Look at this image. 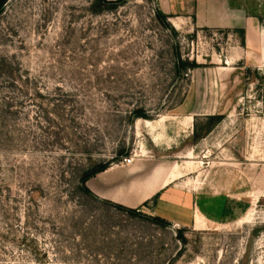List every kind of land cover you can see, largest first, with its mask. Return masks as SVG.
<instances>
[{"label": "rangeland", "instance_id": "1", "mask_svg": "<svg viewBox=\"0 0 264 264\" xmlns=\"http://www.w3.org/2000/svg\"><path fill=\"white\" fill-rule=\"evenodd\" d=\"M241 38L163 17L156 0H8L0 264H264V62ZM142 156L195 183L213 223L89 188L92 171Z\"/></svg>", "mask_w": 264, "mask_h": 264}, {"label": "crops", "instance_id": "2", "mask_svg": "<svg viewBox=\"0 0 264 264\" xmlns=\"http://www.w3.org/2000/svg\"><path fill=\"white\" fill-rule=\"evenodd\" d=\"M156 1L163 14L196 28L244 31L245 41L240 47L245 54L255 51L257 63L264 62V0ZM161 136L165 140L171 138L166 131ZM181 178L170 161L142 156L130 166L117 164L96 174L90 180L89 188L102 200L132 209L156 199L155 209L170 222L193 229L209 227L213 222L201 212L197 185H178ZM206 205L208 211L211 207L208 197H205Z\"/></svg>", "mask_w": 264, "mask_h": 264}, {"label": "trees", "instance_id": "3", "mask_svg": "<svg viewBox=\"0 0 264 264\" xmlns=\"http://www.w3.org/2000/svg\"><path fill=\"white\" fill-rule=\"evenodd\" d=\"M7 1H8V0H0V11L3 10V8H4L5 4L7 3ZM159 13H160V15H162L163 17H168L167 15L163 14L161 11H159ZM239 32L241 33V36H242V38H241V40H242V41H241V44H242V46H243V45H244V41H245V32H244V31H239ZM209 119H213V120H218V121H220L221 117H220V116H210ZM218 121H217V122H218ZM217 122H216V123H217ZM207 132L210 133V129H208ZM207 132H206V133H207ZM208 133H207V134H208ZM108 168H109L108 166H102V167H100V168H98V169L92 171V172L90 173V175H88V176H89V178H90L91 176L96 175V174H98V173H100V172H103V171H105V170L108 169ZM145 204H146V203H145ZM145 204H144V205H145ZM118 206H120V205H118ZM120 207H122V206H120Z\"/></svg>", "mask_w": 264, "mask_h": 264}, {"label": "built area", "instance_id": "4", "mask_svg": "<svg viewBox=\"0 0 264 264\" xmlns=\"http://www.w3.org/2000/svg\"><path fill=\"white\" fill-rule=\"evenodd\" d=\"M135 162L134 157H125L123 160L120 162L121 166H130Z\"/></svg>", "mask_w": 264, "mask_h": 264}]
</instances>
